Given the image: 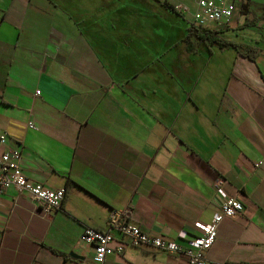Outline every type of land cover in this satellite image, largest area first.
<instances>
[{
  "label": "crops",
  "instance_id": "obj_1",
  "mask_svg": "<svg viewBox=\"0 0 264 264\" xmlns=\"http://www.w3.org/2000/svg\"><path fill=\"white\" fill-rule=\"evenodd\" d=\"M197 9L0 0V153L20 149L30 181L66 190L48 216L4 191L0 264H93L84 229L109 232L129 205L134 225L185 247L219 212V190L244 210L220 224L207 264H264V0H237L225 28L201 33ZM110 232L124 247L113 264H187Z\"/></svg>",
  "mask_w": 264,
  "mask_h": 264
},
{
  "label": "built area",
  "instance_id": "obj_2",
  "mask_svg": "<svg viewBox=\"0 0 264 264\" xmlns=\"http://www.w3.org/2000/svg\"><path fill=\"white\" fill-rule=\"evenodd\" d=\"M237 0H196L197 11L193 14L194 23L203 27L214 26L217 29L225 28L231 21L236 9ZM246 2L247 0H238ZM40 95L38 91L36 93ZM8 136L0 135V151L8 144ZM22 153L18 148L9 149L0 153V198L9 187L18 192L26 193L31 201L41 207L43 216L60 209L66 190H49L43 185L30 181L21 167ZM260 164V163H259ZM224 202L219 212L210 224L200 225L201 234L194 236L182 247L173 240L163 236H156L144 232L131 222L133 207L129 205L121 210H112L107 226L110 231L119 234L127 240L131 247H151L168 254L177 255L187 264H207L208 253L214 245L220 224L225 219L236 218L244 208L242 203L234 198L226 197L219 190ZM100 232L92 228L84 229L80 236V243L84 248L93 251V264H113L111 257L123 251L122 245L113 247L112 232ZM183 236V235H182ZM186 238L185 236H183Z\"/></svg>",
  "mask_w": 264,
  "mask_h": 264
},
{
  "label": "trees",
  "instance_id": "obj_3",
  "mask_svg": "<svg viewBox=\"0 0 264 264\" xmlns=\"http://www.w3.org/2000/svg\"><path fill=\"white\" fill-rule=\"evenodd\" d=\"M193 28H194L195 31L201 33L202 30H204V29H206V28H208V27H203V26H200V25H197V24L194 23V24H193ZM209 33H210V32H209ZM213 34H214V35H213L214 42H216L217 44H219V45H221V46H227V45H228V43L223 42V41H221V40L218 38V36H217L218 32H217V31H213ZM220 43H221V44H220ZM235 47H236V46H235ZM245 52H246V53H244V54L248 55L251 59L254 58V52H253L252 50H246Z\"/></svg>",
  "mask_w": 264,
  "mask_h": 264
},
{
  "label": "water",
  "instance_id": "obj_4",
  "mask_svg": "<svg viewBox=\"0 0 264 264\" xmlns=\"http://www.w3.org/2000/svg\"><path fill=\"white\" fill-rule=\"evenodd\" d=\"M71 257H72V258H75V259H80V258H81V257H79L77 254H74V253L71 254Z\"/></svg>",
  "mask_w": 264,
  "mask_h": 264
}]
</instances>
